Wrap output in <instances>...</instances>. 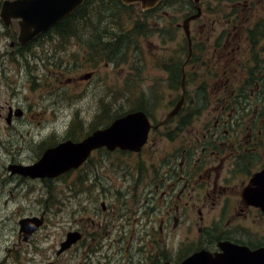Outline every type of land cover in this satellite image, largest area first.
I'll return each instance as SVG.
<instances>
[{
  "label": "flooded vegetation",
  "instance_id": "obj_1",
  "mask_svg": "<svg viewBox=\"0 0 264 264\" xmlns=\"http://www.w3.org/2000/svg\"><path fill=\"white\" fill-rule=\"evenodd\" d=\"M191 1L196 11L201 7L202 12L193 20L198 23L190 35L186 34L187 45L181 44L183 53L176 62L181 75L175 85L170 84L177 90L176 98L166 108L163 120L154 123L153 131L160 135L152 136L151 131L148 141L152 140L140 151L113 150L131 154L132 160L124 165L111 162L113 176H101L87 168L94 152L110 151L106 146L91 150L78 167L48 177L21 171L22 166L39 160L24 163L14 157L7 162L9 176L2 184L4 192L6 183L13 182L11 198L24 185L31 193L34 181H40L47 182L43 190L53 202L54 194L61 190L52 182L83 169L81 176L67 180L69 190L76 193L73 195L83 212L89 211V203L101 201L98 209L91 210L92 216H100L98 225L85 223L80 229L68 230L57 250L59 258L81 245L83 264H211L220 255L238 258L242 264H264V0H211L218 5L210 17L202 16L208 0ZM4 2L0 0V63L14 56L20 63L19 56L26 57L24 53L37 55L36 44L49 40L61 24L69 39L74 37L70 32L75 29L73 20L78 27L84 20L88 24L85 11L23 44L19 41L20 18L3 17ZM95 36L96 41H88L87 47L96 51L97 64L103 56L102 38L109 35L87 34L88 39ZM90 60L85 56V63ZM99 66L70 80L92 82ZM160 66L166 74L172 70L168 58ZM4 75L3 64L0 93ZM41 77L43 74L31 71L30 87L38 86ZM18 92L15 87L11 98ZM180 101V111L167 119ZM20 112L8 105L9 125H16V118L23 116ZM67 136L46 146L43 154L66 140L77 142L87 135L82 139ZM46 212L18 219L12 235L17 241L0 240V264H13L9 260L13 244L30 241L45 225ZM23 219L33 220L23 225ZM71 231L77 234L73 241ZM190 257L196 261L189 263Z\"/></svg>",
  "mask_w": 264,
  "mask_h": 264
},
{
  "label": "rangeland",
  "instance_id": "obj_2",
  "mask_svg": "<svg viewBox=\"0 0 264 264\" xmlns=\"http://www.w3.org/2000/svg\"><path fill=\"white\" fill-rule=\"evenodd\" d=\"M207 3L205 9L202 7L203 17H210L218 5L217 1L208 0ZM114 5L117 4L110 5L109 0L105 3L102 0L90 2L84 9L89 13L88 24L84 20L83 25L78 27V22H71L75 25V29L70 31L74 37L66 38L68 30L64 34L57 31L49 40L41 39L36 44L38 46L34 51L37 55L24 53L26 57L19 56L20 63L16 59L14 61L15 56L0 63L5 68L0 93V191L3 192L2 181L9 176L6 164L14 157L24 163H32L40 159L46 146L67 138L68 134L82 139L93 130L110 125L117 116L140 108L147 109L153 123L163 120L166 108L176 98L177 90L170 86L176 84L171 71L166 74L160 64L168 58L169 67L177 65L183 53L181 44L187 45L184 20L199 11L193 7L191 0H176L159 10H146L140 2L131 4L128 10H120L118 6L116 10L112 7ZM195 19L197 17L189 21V35L192 26L198 23L193 21ZM137 28L141 34L135 37L132 30ZM128 31H132L133 35L129 42L136 38L129 50L125 49L127 46L117 50L116 45L108 44L104 52L107 50L116 55L111 58L104 57L109 53L100 55L101 61L94 64L96 51L87 47V42H95L97 36L88 39L87 34L94 36L105 32L109 35L108 38L105 36L106 39L111 42L113 36ZM85 35L86 38L83 37ZM85 56L91 57L89 63H85ZM97 65H100L99 74L92 82L80 84L70 80ZM31 71L43 74L38 86L30 87ZM15 87L19 92L11 98ZM9 104L23 114L16 118L15 126L9 125L6 120ZM55 128L57 132H54ZM159 135L158 132L152 133V136ZM106 152V149L94 152L87 168L95 169L101 176H113L111 162L124 165L126 160H132L131 154L122 151L110 149ZM82 170L52 182L61 190L58 195L54 194L57 197L53 202V198L43 190V187L47 189V182L34 181L35 189L31 193L24 185L22 190L14 191V198L9 195V190L15 188L11 187L13 182L6 183L0 198V240L17 241L12 235L19 224L18 219L47 210V221L34 237L30 241L13 244L15 249L9 259L13 264H59L60 261L83 264L81 245L72 247L63 258L57 256L68 230L80 229L85 223L89 227L93 223L98 225L100 216L95 218L91 210L98 209L101 201L89 203V211L83 212L79 199L73 195L76 193L67 186V180L78 178ZM7 198L9 203L6 206ZM71 232L69 238L71 236L73 241L77 234ZM66 240H69L68 236Z\"/></svg>",
  "mask_w": 264,
  "mask_h": 264
},
{
  "label": "water",
  "instance_id": "obj_3",
  "mask_svg": "<svg viewBox=\"0 0 264 264\" xmlns=\"http://www.w3.org/2000/svg\"><path fill=\"white\" fill-rule=\"evenodd\" d=\"M84 0H14L6 1L4 16L9 9H14L7 14V17H22V33L20 40L26 42L33 38L37 33L55 25L65 16L70 14L76 7L82 4ZM129 4L131 2H142L145 8L156 6L160 0H123ZM198 2L199 0H195ZM199 13L185 20L184 27L189 35V21L198 17ZM34 28V29H33ZM182 105L180 101L171 111L169 117L179 112ZM21 113V112H20ZM152 128L151 120L148 114L142 110L130 111L117 117L109 126L99 128L83 141L74 142L68 140L56 147L45 151L42 158L31 166H23L21 171L24 174L37 176H54L64 172L72 167H78L90 154L92 149L107 146L114 150L117 147L139 151L147 142L149 132ZM28 220L23 219L22 224ZM30 221V222H31ZM38 226V225H37ZM197 257V256H196ZM196 257H191L189 263H194ZM230 259V260H229ZM211 264H242L238 258H232L228 255H220L214 258Z\"/></svg>",
  "mask_w": 264,
  "mask_h": 264
},
{
  "label": "trees",
  "instance_id": "obj_4",
  "mask_svg": "<svg viewBox=\"0 0 264 264\" xmlns=\"http://www.w3.org/2000/svg\"><path fill=\"white\" fill-rule=\"evenodd\" d=\"M94 1H96V0H85L84 4L82 6H80L74 14H72L73 15L72 17L76 18V17L81 16L86 11L84 9H86L88 7L89 3L90 2L92 3ZM102 1H103V3H105L108 0H102ZM175 1L176 0H162L156 8H153V10H155V9L159 10L164 5L172 4ZM109 3H110V5H113L115 3L117 4V5L112 6L114 9H116L117 6L119 7L120 10H128V9H130V6L129 7L124 6L120 2V0H109ZM82 10H84V11H82ZM86 14H87V12H86ZM66 22H68L67 19H65L62 23H66ZM132 31H133L135 37H136V35L138 37V35L141 34L140 33V30H138V28L136 29V31L135 30H132ZM132 31L122 32L121 34H119V36H113L111 42L108 41L110 39H106L105 37H103L102 38V40H103V55L106 54V53H109L110 54L108 56L104 55V57L111 58V57H114V55H116L114 52L112 53L111 51H107V50L104 52V47L106 49V46L108 44H112V45L114 44L115 45V41L116 40H117V46L116 47H117L118 50H120V49L122 50L124 46H127L125 49H128L129 50L131 48L132 41H135L136 40V38H134L131 42H129L130 37L133 36L132 35ZM58 32L61 33V34L62 33L64 34L66 32V26L64 24H61L59 26ZM104 33L105 32H102V34H104ZM171 73H172V80H174V79L177 80V78L180 77L181 72L179 70L178 64L172 67Z\"/></svg>",
  "mask_w": 264,
  "mask_h": 264
}]
</instances>
